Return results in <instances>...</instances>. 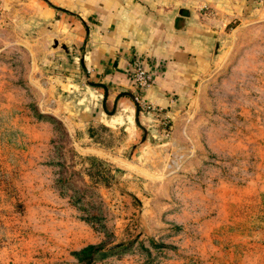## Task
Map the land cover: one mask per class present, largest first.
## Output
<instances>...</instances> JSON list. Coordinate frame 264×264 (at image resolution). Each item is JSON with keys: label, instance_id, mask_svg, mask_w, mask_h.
<instances>
[{"label": "rangeland", "instance_id": "rangeland-1", "mask_svg": "<svg viewBox=\"0 0 264 264\" xmlns=\"http://www.w3.org/2000/svg\"><path fill=\"white\" fill-rule=\"evenodd\" d=\"M248 1L218 15L188 95L123 124L62 88L73 58L45 24L0 27V264H264V0Z\"/></svg>", "mask_w": 264, "mask_h": 264}, {"label": "crops", "instance_id": "crops-1", "mask_svg": "<svg viewBox=\"0 0 264 264\" xmlns=\"http://www.w3.org/2000/svg\"><path fill=\"white\" fill-rule=\"evenodd\" d=\"M247 2L0 0V27L45 24L46 41L57 39L73 58L62 88L80 93L87 91L86 85L94 94L95 100L90 98L94 115L123 124L138 118V112L152 119L188 95L198 74V59L206 62L209 41L216 39L218 15L241 10ZM59 45L53 48L54 55L62 51ZM130 58H139L154 75L143 96L156 111L137 110L127 69Z\"/></svg>", "mask_w": 264, "mask_h": 264}, {"label": "built area", "instance_id": "built-area-1", "mask_svg": "<svg viewBox=\"0 0 264 264\" xmlns=\"http://www.w3.org/2000/svg\"><path fill=\"white\" fill-rule=\"evenodd\" d=\"M127 69L132 79L135 90L132 99L139 108L142 107L148 111H156L153 103L143 96L145 88L153 82L154 75L146 69L144 63L139 58H130L127 63Z\"/></svg>", "mask_w": 264, "mask_h": 264}, {"label": "trees", "instance_id": "trees-1", "mask_svg": "<svg viewBox=\"0 0 264 264\" xmlns=\"http://www.w3.org/2000/svg\"><path fill=\"white\" fill-rule=\"evenodd\" d=\"M137 110H139L138 107H137ZM87 219L90 220V221H93V220L95 219V217L89 216V217H87ZM92 247H93V245H92V244H89V245L83 247V248L80 250V252H83V253L86 254V253L88 252V250L91 249Z\"/></svg>", "mask_w": 264, "mask_h": 264}, {"label": "water", "instance_id": "water-1", "mask_svg": "<svg viewBox=\"0 0 264 264\" xmlns=\"http://www.w3.org/2000/svg\"><path fill=\"white\" fill-rule=\"evenodd\" d=\"M218 46V42L216 43V45H215V48Z\"/></svg>", "mask_w": 264, "mask_h": 264}]
</instances>
